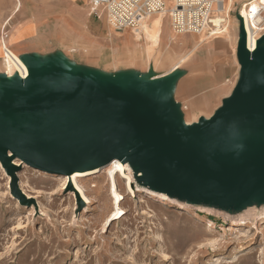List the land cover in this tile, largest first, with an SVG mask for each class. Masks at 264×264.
I'll use <instances>...</instances> for the list:
<instances>
[{
  "label": "rangeland",
  "instance_id": "obj_1",
  "mask_svg": "<svg viewBox=\"0 0 264 264\" xmlns=\"http://www.w3.org/2000/svg\"><path fill=\"white\" fill-rule=\"evenodd\" d=\"M239 9L234 3L229 12L228 41L199 46L172 73L167 96L185 121L214 112L238 81ZM28 17L37 30L24 39L22 57L36 56L42 66L64 63L106 81L168 72L171 49L183 50L164 42L149 55L141 47L124 49L116 37L123 30L110 27L102 10L95 15L91 0H0V38H9L7 47ZM168 25L167 16L161 18L159 34L167 38ZM143 30L148 33L146 23ZM184 38L191 49L193 37ZM113 162L93 178L77 171L63 181L64 173L27 164L9 171L0 161V264H264V201L219 207L165 198L132 169L130 189L120 168L110 169Z\"/></svg>",
  "mask_w": 264,
  "mask_h": 264
},
{
  "label": "water",
  "instance_id": "obj_2",
  "mask_svg": "<svg viewBox=\"0 0 264 264\" xmlns=\"http://www.w3.org/2000/svg\"><path fill=\"white\" fill-rule=\"evenodd\" d=\"M238 19V81L208 119L191 124L167 96L173 74L106 81L23 57L27 77L0 86V161L9 171L17 159L66 174L119 160L187 202L264 201V34L248 51Z\"/></svg>",
  "mask_w": 264,
  "mask_h": 264
},
{
  "label": "built area",
  "instance_id": "obj_3",
  "mask_svg": "<svg viewBox=\"0 0 264 264\" xmlns=\"http://www.w3.org/2000/svg\"><path fill=\"white\" fill-rule=\"evenodd\" d=\"M226 2L227 0H91V9L95 15L98 10H102L106 22L114 30L129 29L132 32L137 31L150 15L164 12L170 28L176 34L213 40L224 34L228 27L230 11L224 13ZM234 3L246 10L245 23L242 20L245 44L248 41V24L252 36L256 35L258 40L264 34V0H233V5ZM235 26L238 33L239 19H236Z\"/></svg>",
  "mask_w": 264,
  "mask_h": 264
},
{
  "label": "crops",
  "instance_id": "obj_4",
  "mask_svg": "<svg viewBox=\"0 0 264 264\" xmlns=\"http://www.w3.org/2000/svg\"><path fill=\"white\" fill-rule=\"evenodd\" d=\"M29 20L31 21V23H28ZM18 23L19 25H21V27H19L17 30L13 32L14 35L12 36V40H10L11 42L9 43V45L14 44L18 39L28 34H31L32 31L34 32L37 30L36 22L33 19H31V17H28L27 19L23 21H19ZM144 23H146L148 26V33H145L143 28L138 29L137 31H134V32L130 30H124L121 32H117L116 37L124 49H129V48L136 49L137 47H141L144 50V52H146L147 55H149L150 52L153 50V48L162 42H164V44L168 47H171L172 44L177 45V46L180 45L179 47L183 48L182 51L179 52L177 49H171V52H173L174 54L183 55L181 57V61H184L187 58H189L191 55H193V53L199 46L209 43V41H206V42L201 41L200 37L190 35L193 37V41L191 43L192 47L191 49H189L188 47L185 48V46H187V40L184 38V34L176 35L174 33L173 34L170 33V35L173 36L171 41L168 40L166 35L159 34V23L156 19V15L149 17L148 19H146ZM25 25L26 27H24ZM125 34L126 36H124ZM230 36H231V33L226 32L224 36L218 37V38H222L225 41H228L230 39ZM248 38H250L251 40H254L250 36H248ZM8 40L9 38L6 37L5 39L4 36L0 38V59L7 66V68H14L18 70L22 76H25L26 71L24 67L15 58V56L10 52L9 47H7ZM128 44L130 45V47H128L129 46ZM246 46L249 50L254 49V43H246Z\"/></svg>",
  "mask_w": 264,
  "mask_h": 264
},
{
  "label": "bare ground",
  "instance_id": "obj_5",
  "mask_svg": "<svg viewBox=\"0 0 264 264\" xmlns=\"http://www.w3.org/2000/svg\"><path fill=\"white\" fill-rule=\"evenodd\" d=\"M229 2H230V4H229ZM228 4L230 5V7L229 8H227L228 7ZM232 6H233V0H227V3L225 4V6H224V13L225 12H228V11H230V10H232ZM243 9L244 8H240V10H239V12H238V17H240L242 20H243V23H245V19H244V17L246 16V10H245V12H244V14L245 15H243ZM156 15V19H157V21H158V23H159V25H160V20H161V18H163L164 16H166V14L164 13V12H158V13H155V14H153V15H150L149 17H151V16H155ZM148 17V18H149ZM147 18V19H148ZM146 21V20H145ZM144 21V22H145ZM142 23V25L140 26V28L139 29H142V28H144L145 27V23ZM232 23H233V18L231 19V17H230V19H229V23H228V31H227V29H226V31H225V33L226 32H230L231 33V26H232ZM253 25H256V23L255 22H253L252 23ZM124 30H129V29H124ZM123 30V31H124ZM246 30H248V36H250V37H252L254 40H251L250 38H248V41H247V43H254V49L256 48V46H257V40H256V35L255 36H252V33H251V29H250V26H249V24L247 25V28H246ZM160 31V30H159ZM168 31H169V33H174V34H176L175 32H173V30L170 28V25H168ZM235 32V31H234ZM224 33V34H225ZM34 33H32V34H28V35H26V36H24V37H22V38H20V39H18L14 44H12L10 47H9V50H10V52L15 56V58L20 62V64L24 67V69H25V71H26V75L25 76H22L20 73H19V71L18 70H16V69H14V68H7V66L1 61V64H0V86L2 85V82H3V80H2V78H5L9 83H11V82H13V81H15L16 79H24V78H26L27 77V75H28V69H27V66H26V63H25V60L23 59V57H22V55H20L19 54V50H21L22 49V44H23V41H24V39H26L28 36H31V35H33ZM224 34H222L221 36H224ZM176 35H179V34H176ZM235 36H237V34H235ZM168 38H169V40L171 41L172 40V38H173V36L172 35H170L169 34V36H168ZM201 38V41H210V40H207V39H205V38H202V37H200ZM247 47V46H246ZM248 49V48H247ZM254 49H252V50H249V51H253ZM234 54H235V49H234ZM195 55H197L195 52L193 53V55H191L189 58H187L186 60H184V61H181V57L183 56V55H176V54H174L173 52H172V54H171V60H175L174 61V63H173V65H172V67H171V69L168 71V72H165V73H162V74H156V73H152L153 71H151L149 74H147V75H144V76H142V77H140L138 80H143V81H149V82H151V83H155L156 81H158L159 79H162V78H165V77H168L169 75H171L177 68H179L180 67V65L182 64V63H186V62H189V61H191L192 60V57L193 56H195ZM238 62V61H237ZM239 64V63H238ZM238 69L240 70V65H238ZM183 108H185V107H183ZM213 114V112L210 114V115H206V116H202V117H204V118H206V119H208L211 115ZM201 118V117H200ZM199 119V118H198ZM198 119L197 120H193V121H185L184 119H182L181 118V120L183 121V122H185V123H188V124H191V123H195V122H197L198 121ZM11 154H9V156H10ZM114 161V160H113ZM113 161H111L110 163H112ZM118 161V162H117ZM18 162H21L19 165H17L16 163H18ZM110 163H108L107 165H109ZM114 164L110 167V169H113V170H115V169H117V167L118 168H120V170L125 174V176L126 177H128L129 178V188L130 189H132V178H131V172L133 171V173L138 177V178H140V176H141V171L138 169V167L137 166H134V167H132L130 164H128V163H122L121 161H119V160H115L114 162H113ZM12 166L13 167H20L21 165H23L24 163L22 162V161H20V160H17V159H14L13 161H12ZM107 165H104V166H99V167H92V168H85V169H76V167L75 168H73L74 170L72 171V172H69V173H66V174H64V177H63V181H67L68 179H70L71 177H69L70 175H74L77 171H82V173L84 174V176H88V177H90V178H93V176H96V175H98V174H100V172L102 171V168L103 167H105V166H107ZM80 167V166H79ZM97 168H99L98 170H90V169H97ZM72 169V168H71ZM131 169H132V171H131ZM105 171V170H104ZM110 171V170H109ZM127 171V172H126ZM96 173H98V174H96ZM101 174H103L102 172H101ZM127 174V175H126ZM65 176H67V177H65ZM89 179V178H88ZM68 185H69V187H71V190H72V193L73 192H75V194H76V197H77V199H81V200H83L82 198H81V196H80V193L77 191V190H73V187L71 186V184L69 183V181H68ZM82 187V186H81ZM74 194V193H73ZM161 194V196L162 197H165L166 198V193H164V192H162V193H160ZM117 195H119V194H117ZM84 201V200H83ZM209 226H211V224H209Z\"/></svg>",
  "mask_w": 264,
  "mask_h": 264
},
{
  "label": "trees",
  "instance_id": "obj_6",
  "mask_svg": "<svg viewBox=\"0 0 264 264\" xmlns=\"http://www.w3.org/2000/svg\"><path fill=\"white\" fill-rule=\"evenodd\" d=\"M82 180V178H80Z\"/></svg>",
  "mask_w": 264,
  "mask_h": 264
}]
</instances>
